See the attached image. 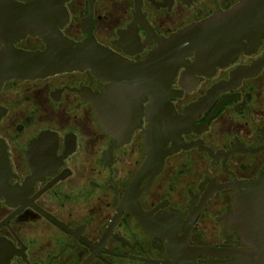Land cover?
<instances>
[{"label": "flooded vegetation", "instance_id": "obj_1", "mask_svg": "<svg viewBox=\"0 0 264 264\" xmlns=\"http://www.w3.org/2000/svg\"><path fill=\"white\" fill-rule=\"evenodd\" d=\"M30 1L0 0V35ZM42 2L146 70L3 83L0 264H264V27L230 32L244 0ZM190 27L191 49L167 46Z\"/></svg>", "mask_w": 264, "mask_h": 264}, {"label": "water", "instance_id": "obj_2", "mask_svg": "<svg viewBox=\"0 0 264 264\" xmlns=\"http://www.w3.org/2000/svg\"><path fill=\"white\" fill-rule=\"evenodd\" d=\"M42 1L44 0L30 1L27 7L19 8L18 11L16 7V17L6 19L4 22L2 28L4 34L0 35V41L3 42L0 51V88L4 82L9 80L45 79L58 74L83 70H89L95 77L111 81L114 85L124 83L131 85L135 76L143 72L144 65L130 64L110 50L98 45L92 37L78 43L64 37L60 32L64 22L60 3L55 2L52 7H47V14L46 6ZM51 8L52 21L46 22V16H50ZM228 16L231 33H251L259 36L264 27V0H244ZM2 24L0 22V26ZM194 29L190 27L173 36L167 46L173 49L179 47L191 49L199 38L196 33L197 29L195 33ZM26 35L38 36L44 49L40 51L15 49L12 43ZM202 38L205 40L203 35ZM201 46L209 45L202 43ZM169 57H176V51H172ZM154 64L155 62H152L149 67L152 69ZM166 69L168 73L174 71L173 66ZM5 168L4 155L0 147L1 189L5 183L2 177Z\"/></svg>", "mask_w": 264, "mask_h": 264}]
</instances>
